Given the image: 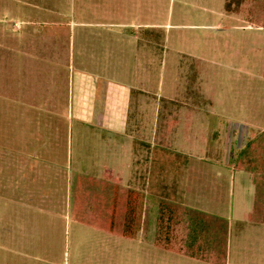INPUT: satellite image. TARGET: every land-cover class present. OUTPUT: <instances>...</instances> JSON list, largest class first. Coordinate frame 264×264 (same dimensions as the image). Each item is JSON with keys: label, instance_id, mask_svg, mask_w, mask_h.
Instances as JSON below:
<instances>
[{"label": "rangeland", "instance_id": "rangeland-1", "mask_svg": "<svg viewBox=\"0 0 264 264\" xmlns=\"http://www.w3.org/2000/svg\"><path fill=\"white\" fill-rule=\"evenodd\" d=\"M223 6L0 0V264H205L154 247L153 229L126 240L71 221L76 173L140 191L151 222L160 199L221 216L227 264H264V226L245 219L252 186L225 164L264 129V31ZM76 73L127 90L125 122L104 128L97 100L77 121ZM177 219L170 243L183 245Z\"/></svg>", "mask_w": 264, "mask_h": 264}, {"label": "trees", "instance_id": "trees-1", "mask_svg": "<svg viewBox=\"0 0 264 264\" xmlns=\"http://www.w3.org/2000/svg\"><path fill=\"white\" fill-rule=\"evenodd\" d=\"M223 10L227 15L243 12L248 23L264 27V0H224ZM247 139L242 149L228 152L225 164L230 171L246 175L252 186L246 221L264 225V129L258 134H250ZM157 205L155 219L151 222V211L138 190L78 173L73 176L69 187V218L73 222L126 240L135 239L139 231L147 233L144 238L147 240L153 229V235L156 231L160 233V238L157 236L153 244L160 250L205 264H227L229 222L225 218L164 199L158 200ZM164 212L167 224H162ZM180 216L188 221L189 236L183 245L170 243L169 238L174 225L180 223L177 219Z\"/></svg>", "mask_w": 264, "mask_h": 264}, {"label": "crops", "instance_id": "crops-1", "mask_svg": "<svg viewBox=\"0 0 264 264\" xmlns=\"http://www.w3.org/2000/svg\"><path fill=\"white\" fill-rule=\"evenodd\" d=\"M251 28H254L256 30H263L261 29L262 27L256 24H249L247 26V29H251ZM87 64L89 66L92 64V62L88 60ZM88 66L86 65V68L90 70L91 67ZM75 76L76 77L74 80V107H75L74 116L77 121H82L88 124L91 122V120L95 118L96 115L95 112L93 111V105H96L94 101L97 100L98 101L97 104L100 107L105 106L107 109V111L103 115L104 117L103 121L105 122L104 128L112 129L111 126H109L110 124H120L125 122V117H127L128 107L124 99L126 98L125 94L127 90L120 88L111 79L107 80V78H104L107 77L104 76V73L99 75L76 73ZM98 88L99 90H97ZM127 89L130 88L128 87ZM100 91L102 92L100 93ZM97 92L99 98H97ZM98 122H101V120H99ZM260 226H264V225H260ZM228 240H229V235H228Z\"/></svg>", "mask_w": 264, "mask_h": 264}, {"label": "built area", "instance_id": "built-area-1", "mask_svg": "<svg viewBox=\"0 0 264 264\" xmlns=\"http://www.w3.org/2000/svg\"><path fill=\"white\" fill-rule=\"evenodd\" d=\"M261 29H263V30H264V27H262Z\"/></svg>", "mask_w": 264, "mask_h": 264}]
</instances>
